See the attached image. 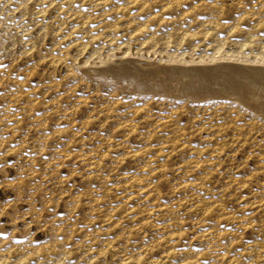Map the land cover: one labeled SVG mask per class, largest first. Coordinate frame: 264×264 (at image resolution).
I'll list each match as a JSON object with an SVG mask.
<instances>
[{
  "label": "rangeland",
  "instance_id": "rangeland-1",
  "mask_svg": "<svg viewBox=\"0 0 264 264\" xmlns=\"http://www.w3.org/2000/svg\"><path fill=\"white\" fill-rule=\"evenodd\" d=\"M262 85L264 0H0V264H264Z\"/></svg>",
  "mask_w": 264,
  "mask_h": 264
},
{
  "label": "bare ground",
  "instance_id": "bare-ground-1",
  "mask_svg": "<svg viewBox=\"0 0 264 264\" xmlns=\"http://www.w3.org/2000/svg\"><path fill=\"white\" fill-rule=\"evenodd\" d=\"M258 57V56H257ZM209 59L207 60V61H214V62H216V60L218 61V59L219 58H214V57H208ZM222 58V57H221ZM200 61H202V62H205L206 60H203V59H201ZM258 60H256V62H257ZM196 62V61H195ZM227 62V61H226ZM255 62V61H254ZM259 62V61H258ZM209 63V62H208ZM143 64V63H142ZM207 64V63H206ZM240 64V63H239ZM146 65V64H145ZM236 68V67H235ZM240 68V67H239ZM231 69H232V67H231ZM252 69V68H251ZM258 69V68H257ZM235 70H237V69H235ZM253 70H255L256 71V68H254L253 67ZM262 70V69H261ZM250 71V70H249ZM258 71V70H257ZM164 73V72H163ZM255 73V72H254ZM252 74V73H251ZM259 74V73H258ZM261 86V85H260ZM260 86H258V87H260ZM257 87V88H258ZM262 87H263V85H262ZM138 88V87H137ZM173 88H175V87H173ZM175 91V90H174ZM173 91V92H174ZM259 92H261V93H259V96H255V97H253V101L251 100V99H246V98H239V102H242L244 105H246L247 107H249V108H251L252 110H254L255 112H257V113H262V114H264V100H262L263 98H264V96L263 95H261L262 93H264V87L263 88H259ZM255 93V92H254ZM214 94V93H213ZM257 95V94H256ZM208 96V95H207ZM228 96V95H227ZM233 98V97H232ZM262 98V99H261ZM246 99V100H245ZM262 100V101H261ZM259 101H261V102H263V103H257V102H259ZM253 102H255L256 104H253Z\"/></svg>",
  "mask_w": 264,
  "mask_h": 264
}]
</instances>
